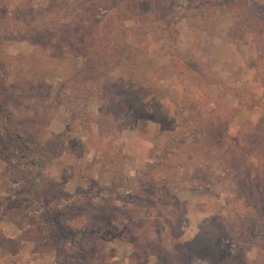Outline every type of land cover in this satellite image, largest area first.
<instances>
[{"label": "rangeland", "instance_id": "374dc122", "mask_svg": "<svg viewBox=\"0 0 264 264\" xmlns=\"http://www.w3.org/2000/svg\"><path fill=\"white\" fill-rule=\"evenodd\" d=\"M215 256L264 264V0H0V264Z\"/></svg>", "mask_w": 264, "mask_h": 264}, {"label": "trees", "instance_id": "16d2710c", "mask_svg": "<svg viewBox=\"0 0 264 264\" xmlns=\"http://www.w3.org/2000/svg\"><path fill=\"white\" fill-rule=\"evenodd\" d=\"M230 1H233V0H227V2L229 3ZM136 74H137V77L134 79V80H132L133 79V75L132 76H130V77H127L126 78V81L127 82H129V81H132V82H130L131 83V85L133 86V85H135V86H140L141 84H142V82H143V76L141 75V72L140 71H138V72H136ZM110 120V119H109ZM77 121H79V120H77ZM76 121V122H77ZM112 126L110 127V130L109 129H107L106 127H104L105 125H106V123L105 122H100L99 124H98V127H99V129H100V131H101V133L103 134V132L104 133H107L108 131L107 130H109V132L110 131H112L113 130V126H114V124H113V122H109ZM181 248L182 249H184V250H186L188 253H189V255L193 252V248L191 249V247H190V244H189V242L188 243H186V244H183L182 246H181ZM199 253L200 252H196V254H197V256H199ZM213 258V263L214 264H219V262H217L216 260H215V258H217V256H215V257H212ZM221 260V259H220Z\"/></svg>", "mask_w": 264, "mask_h": 264}]
</instances>
